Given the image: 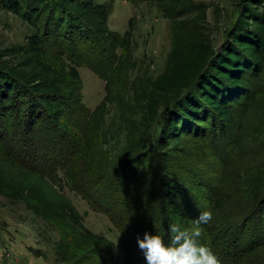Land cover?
I'll return each mask as SVG.
<instances>
[{
    "label": "trees",
    "instance_id": "obj_1",
    "mask_svg": "<svg viewBox=\"0 0 264 264\" xmlns=\"http://www.w3.org/2000/svg\"><path fill=\"white\" fill-rule=\"evenodd\" d=\"M183 1L154 0L160 5ZM234 1L239 9L219 48L204 30L175 33L165 70L137 90L144 104L143 135L142 126L132 125L128 159L118 162L107 153L111 131L104 123L109 106L124 101L133 46L130 29L121 34L108 27L113 0H0L4 10L31 27L22 45L0 50V194L25 201L35 215L52 222L59 232L61 262L145 264L138 234L155 232L168 242L167 228L187 223L189 214L199 215L177 185L196 180L191 190L204 192L207 184L172 171L166 153L159 152L170 139L200 144L209 134L225 142L232 134L229 146L238 149L246 119L264 108V0ZM196 9L204 19L205 9ZM78 66L104 80L105 94L91 110L81 101ZM162 98L166 109L152 138L147 130ZM17 126L27 136L18 153L7 136ZM252 130L264 132L257 124ZM35 133L38 140L32 138ZM253 172L250 193L260 200L255 207L262 213L264 164ZM62 181L108 217L121 236L119 246L83 225L81 213L59 191ZM233 184L200 198L219 207L234 196L229 195ZM250 230L236 264H264L263 230Z\"/></svg>",
    "mask_w": 264,
    "mask_h": 264
},
{
    "label": "rangeland",
    "instance_id": "obj_2",
    "mask_svg": "<svg viewBox=\"0 0 264 264\" xmlns=\"http://www.w3.org/2000/svg\"><path fill=\"white\" fill-rule=\"evenodd\" d=\"M198 6L205 9L204 19H201L197 12ZM238 9L237 1L234 0H185L176 5H160L154 0H113L107 20L108 27L121 34L130 29L133 58L128 71L129 82L124 101L122 105L109 106L105 116L104 127H109L108 131H111L107 145L110 158L118 162L128 159L125 151L127 134L133 129L132 125L142 126L141 113L144 104L140 102L142 96L137 90L142 89L146 79H155L165 70L175 33L194 35L196 29L204 30L212 44L219 48L226 39L228 27L234 22ZM194 20H201V23L196 24ZM30 31L29 23L4 10L0 5V50L22 45ZM9 56L5 55L3 59L12 62ZM77 69L81 79V101L91 110L105 94L104 80L85 66H78ZM261 84L264 86V82ZM261 104L264 105V96ZM165 109V99L162 98L158 104V116L147 130L152 138L158 133ZM256 124L264 129V108L246 119L243 140L238 149L229 146L232 134L227 142L220 136L209 134L200 144L170 139L159 152L166 153L165 159L171 162L172 171H179L188 179L195 178L207 184L204 192L191 190L190 185L196 183V180H181L180 184L183 186L178 184L177 187L180 193L184 194V199L192 202L197 214L205 209L212 211V219L201 226L202 233H207V236L201 235L200 242L217 255L220 264H236L239 250L244 247V240L250 229H261L264 234V210L257 213L255 206L260 200L255 201L250 193L251 175L258 165L264 164V132L253 133L252 129ZM21 129V126L14 127L13 132L11 130L10 134H7L11 138L8 144L16 153L22 150V139L27 138ZM143 129L142 126L139 135H143ZM36 134H32V138L38 140ZM195 172L199 178L194 175ZM235 175L236 181H224V177L233 179ZM231 183L234 184L229 195L234 196L229 202H220L219 207L208 206L203 198H200L202 195L214 193L213 188L230 187ZM60 185L59 191L81 213L83 225L118 245L121 236L108 217L93 210L80 194L69 189L63 181ZM263 204L259 207L260 211L261 207H264ZM189 215L188 222L183 226L190 227L198 216ZM244 215L246 219H241ZM164 233L170 234V228ZM207 239H210V242L206 241ZM58 240L59 232L50 220L35 215L25 201L0 194V264H65L57 256ZM118 246L117 252L120 254Z\"/></svg>",
    "mask_w": 264,
    "mask_h": 264
},
{
    "label": "clouds",
    "instance_id": "obj_3",
    "mask_svg": "<svg viewBox=\"0 0 264 264\" xmlns=\"http://www.w3.org/2000/svg\"><path fill=\"white\" fill-rule=\"evenodd\" d=\"M212 211L205 209L194 219L193 224L170 227L168 242L158 233L144 231L136 238L145 264H220L217 255L200 242L201 225L212 219Z\"/></svg>",
    "mask_w": 264,
    "mask_h": 264
}]
</instances>
